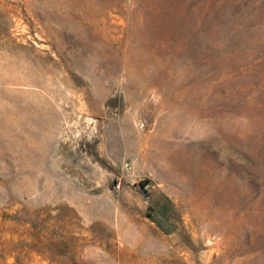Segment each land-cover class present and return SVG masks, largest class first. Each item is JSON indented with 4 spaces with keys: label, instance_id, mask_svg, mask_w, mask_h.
Here are the masks:
<instances>
[{
    "label": "rangeland",
    "instance_id": "1",
    "mask_svg": "<svg viewBox=\"0 0 264 264\" xmlns=\"http://www.w3.org/2000/svg\"><path fill=\"white\" fill-rule=\"evenodd\" d=\"M0 264H264V0H0Z\"/></svg>",
    "mask_w": 264,
    "mask_h": 264
}]
</instances>
